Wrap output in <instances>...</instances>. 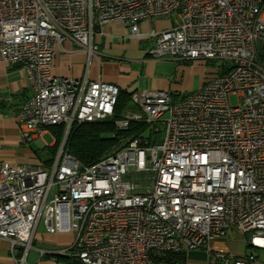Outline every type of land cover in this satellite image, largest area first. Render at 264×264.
I'll return each mask as SVG.
<instances>
[{
  "label": "built area",
  "instance_id": "built-area-1",
  "mask_svg": "<svg viewBox=\"0 0 264 264\" xmlns=\"http://www.w3.org/2000/svg\"><path fill=\"white\" fill-rule=\"evenodd\" d=\"M169 25L142 33L141 19ZM120 20L128 35L152 38L151 58L222 59L204 84L173 96L164 89L123 91L102 80L50 73L53 48L71 38L88 55L92 34ZM264 0H0V62L16 64L31 89L18 114L21 139L51 126L109 119L123 91L133 106L117 131L144 123L161 140L121 136L94 163L66 148L47 167L0 162V237L17 264L42 222L72 232L52 251L80 264H156L205 248L208 264H249L255 255L210 249L230 230L264 249ZM237 103L231 104L230 95ZM166 114L165 117L163 115ZM66 133V134H67ZM21 247L20 257L15 246Z\"/></svg>",
  "mask_w": 264,
  "mask_h": 264
},
{
  "label": "crops",
  "instance_id": "crops-1",
  "mask_svg": "<svg viewBox=\"0 0 264 264\" xmlns=\"http://www.w3.org/2000/svg\"><path fill=\"white\" fill-rule=\"evenodd\" d=\"M169 25L164 17L141 19L138 29L142 33L160 30ZM101 33L92 34L96 52L88 53L71 38L65 37L53 48L50 73L57 77L102 80L117 85L123 91L139 89H165L173 96L192 91L204 84L210 76H196L184 87L175 82L177 63L170 58H151L147 50L154 44L152 38L128 35V27L120 20L103 25ZM31 89L24 74L16 64L0 62V162L14 166L24 162L43 167L49 166L30 145L33 140L40 144V136L22 140L18 114L23 103L30 97ZM39 225V224H38ZM35 229L31 246L27 249L23 264H80L75 260L52 258V251L65 249L74 240L72 232L49 233L44 226ZM210 249L226 250L235 256L252 253L255 259L249 264H264V249H253L245 236L230 230L224 237L213 239ZM15 255L20 257L21 247L15 246ZM180 260L156 264H208L205 248H195L181 254ZM177 256V255H175ZM0 264H17L10 252V240L0 237Z\"/></svg>",
  "mask_w": 264,
  "mask_h": 264
},
{
  "label": "trees",
  "instance_id": "trees-1",
  "mask_svg": "<svg viewBox=\"0 0 264 264\" xmlns=\"http://www.w3.org/2000/svg\"><path fill=\"white\" fill-rule=\"evenodd\" d=\"M258 48L260 55L264 57V43H259ZM132 109L133 106L129 101L128 94L121 91L118 94L111 118L80 124L73 123L70 126L65 142L66 148L77 161L83 165H88L94 163L101 156L109 152L121 136H136L143 134L146 135L150 143L159 142L161 140L160 127L157 132H154L152 128H149V126L144 123L131 122L126 131L120 132L116 130L114 125L115 119L122 117L127 110ZM49 129L53 132L55 138L50 148L52 151L54 150V152H56L63 136L65 126H51ZM51 161L52 158H49L45 162L50 164ZM175 255L167 256L161 260L164 262H172L182 258L181 254Z\"/></svg>",
  "mask_w": 264,
  "mask_h": 264
},
{
  "label": "rangeland",
  "instance_id": "rangeland-1",
  "mask_svg": "<svg viewBox=\"0 0 264 264\" xmlns=\"http://www.w3.org/2000/svg\"><path fill=\"white\" fill-rule=\"evenodd\" d=\"M175 61V60H174ZM178 67L174 71V75L176 76L175 82L180 84L181 86L190 85L192 79L196 76H213L216 73H219L221 69L226 67L229 63L222 59H192V60H185V61H175ZM201 87V86H200ZM199 88V87H198ZM197 89V88H196ZM165 90V89H164ZM195 90V89H194ZM168 91V90H167ZM171 92V91H169ZM190 92V91H189ZM188 93V92H185ZM181 95V93H179ZM229 101L231 104L237 103L236 95L232 94L229 96ZM166 114L163 115L165 117ZM65 133V129H64ZM63 133V136H64ZM61 138V141L63 139ZM54 135L50 129H46V133L40 138V144L33 140L30 145L33 147L34 150L37 151V155L41 159L46 158H54L59 150L60 144L54 152L50 148V146L54 143ZM43 226L42 222H39L38 228Z\"/></svg>",
  "mask_w": 264,
  "mask_h": 264
},
{
  "label": "water",
  "instance_id": "water-1",
  "mask_svg": "<svg viewBox=\"0 0 264 264\" xmlns=\"http://www.w3.org/2000/svg\"><path fill=\"white\" fill-rule=\"evenodd\" d=\"M67 133V132H66ZM65 133V137H67V134Z\"/></svg>",
  "mask_w": 264,
  "mask_h": 264
}]
</instances>
